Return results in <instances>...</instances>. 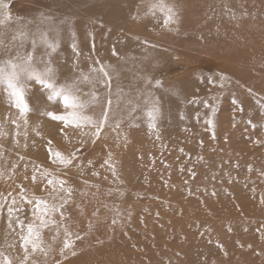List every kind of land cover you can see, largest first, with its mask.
Masks as SVG:
<instances>
[{
	"label": "rangeland",
	"instance_id": "1",
	"mask_svg": "<svg viewBox=\"0 0 264 264\" xmlns=\"http://www.w3.org/2000/svg\"><path fill=\"white\" fill-rule=\"evenodd\" d=\"M4 3L0 19L10 14L11 20L0 25V57L32 52L34 70L51 68L57 86L78 82L74 95L85 105L47 103L39 81L25 74L31 111L18 120L0 84V251L12 264H264V0ZM153 5L159 10L144 13ZM169 5L176 18L166 24ZM208 9L218 14L205 15ZM116 10L115 24L104 21ZM151 18L160 23L153 38L148 30L136 34L139 20ZM92 24L129 41L94 46ZM49 44L57 45L54 51ZM106 51L149 64L171 61L153 73L146 68L150 83L132 101L110 97L109 119L99 131L83 121L49 119L45 112L71 121L70 113L82 111L95 119V92L81 89L74 68L93 62L81 61V54L100 60L111 56ZM148 94L150 103L138 106ZM56 152L71 163L61 164ZM49 179L63 183L49 185ZM35 198L41 203L33 214ZM53 206L59 211H50ZM8 207L20 211L10 218ZM28 224L40 240L26 252L20 245ZM66 239L71 246L61 254Z\"/></svg>",
	"mask_w": 264,
	"mask_h": 264
},
{
	"label": "snow or ice",
	"instance_id": "2",
	"mask_svg": "<svg viewBox=\"0 0 264 264\" xmlns=\"http://www.w3.org/2000/svg\"><path fill=\"white\" fill-rule=\"evenodd\" d=\"M154 7L156 5H153ZM8 5L4 3V0H0V9H7ZM161 10H165L163 6H161ZM175 12H174V6L169 5L166 9V18L165 23H174L175 22ZM5 20H11V15L6 14L4 18L0 19V25L4 24ZM31 23V21H29ZM22 36H26L25 33H21ZM47 42V41H46ZM57 45L49 44V47L52 48L54 51ZM73 52L78 55V50L76 48V45H72ZM5 57L8 56V51L5 49L4 53ZM34 59L33 53H21L20 51H17L16 55L14 57L4 59L3 57H0V84H3L5 86L4 91L5 94L10 101V106L14 107L18 110L21 118H24L30 111V101L28 99V93L26 91L25 85L23 83V76L25 74L29 76H34L42 86L45 93H47L46 96V102L47 103H56L59 102L66 108H72V109H81L83 110L85 105L80 103L79 98L74 95L76 91H78L77 83L74 82L73 84H67V85H60L57 86V83L54 79V74L52 72V69L49 68L43 73H37L32 65V61ZM95 63L101 64L99 68H91L90 69V75H84L82 74L80 82H87L92 85L97 84H104L105 86H108V77L110 75V72L106 69L109 67L108 65H103L101 61H96ZM224 77L221 76V79ZM111 100H107V104H105V98L104 97H97L94 100L95 107H98L100 109V112L95 115V119L92 116L84 115L83 112H76L73 111L69 115L71 116V121L69 120V116L60 115L55 112H45L44 114L48 116L49 119L58 121L64 124H68L70 122H79L83 121L88 124H92L95 126L97 131H99L101 128L104 127L105 122L109 119V111L111 106ZM158 109H153L152 111L148 112V115L152 118V123L149 125V127L155 126V112H157ZM27 123V120L24 121ZM15 123V121H13ZM211 123V121H209ZM118 126V125H117ZM0 135H3V133H0ZM51 142L49 141V144ZM55 157L59 159L61 164L67 165L71 163V158H65L62 157L59 152L55 153ZM35 179V177H33ZM54 183H63V181H53L52 179L48 180V184L52 185ZM33 201L29 200L27 201L28 204H31ZM41 201L38 198H35V205L36 207L32 210L33 214H35L36 210L39 208ZM13 204H15V200H13ZM62 206V205H61ZM0 207H3V205H0ZM14 211L19 212V208H13L8 207V215L11 218ZM50 211H59V208L56 206H53ZM115 223V221H113ZM17 225L21 227L23 230L24 224L23 221H20L17 219L16 221ZM46 222L41 219V226H44ZM11 226V223H10ZM69 235L66 233V236ZM79 239V237H77ZM40 240L38 230L34 228L32 224L27 225V234H21V245L20 247L24 248L27 252V248L29 245L32 246L33 251H35L39 244L38 241ZM71 246L69 240H65L63 244V249H61V254H63V250L67 249ZM75 254V253H73ZM27 260V255L25 256V261ZM0 264H12L11 259L4 255L2 251H0ZM21 264H24V261L21 262Z\"/></svg>",
	"mask_w": 264,
	"mask_h": 264
},
{
	"label": "bare ground",
	"instance_id": "3",
	"mask_svg": "<svg viewBox=\"0 0 264 264\" xmlns=\"http://www.w3.org/2000/svg\"><path fill=\"white\" fill-rule=\"evenodd\" d=\"M48 2V1H47ZM226 2V1H225ZM47 6V5H46ZM130 9V8H129ZM158 11L159 10V7H155V8H153V9H148V10H146L144 13H146V14H154L155 13V11ZM220 12H219V14L221 13V10H219ZM119 12L120 11H115V12H113L112 14H110L109 15V17H106V19L104 20V21H107V22H109V23H116V21H118L119 20ZM225 12V11H224ZM227 13H229V11L227 12ZM218 14V12H216V11H213V10H211V9H208L206 12H205V15H208V16H211V15H217ZM158 24H160L159 23V21L156 19V18H151V19H140L139 20V22H138V24H137V30H135L136 31V34H139V35H141L143 32H146L147 33V30H148V36L150 37V38H153V37H151L152 36V34L154 35V33H153V31L151 30L152 28H153V26H158ZM85 27V26H84ZM88 28H90L89 30H90V33L92 34V36H94L95 37V39H93L92 40V45H94V46H96L97 44L99 45V44H105V43H108L111 39H114V38H117L118 40H119V42H121V45H126L127 43H128V39L127 38H125L124 36H122V35H119L118 33H114L113 31H111V32H109V33H104L103 31H101L95 24H92V25H90V26H87ZM87 27H85V28H87ZM247 27L249 28V29H251L252 28V25L251 24H248L247 25ZM149 30H151V31H149ZM156 35V34H155ZM158 36H160L161 35V33H160V35H159V32H158V34H157ZM156 35V36H157ZM144 37V36H143ZM154 39H156V41L157 42H159V41H163L162 39H160V38H158V37H154ZM207 41H209V40H207V39H205V42H207ZM194 42H197V39H196V41L194 40ZM204 42V43H205ZM135 42H133V44H134ZM160 43V42H159ZM158 43V44H159ZM147 44V43H146ZM152 44V43H151ZM120 45V46H121ZM135 45V44H134ZM133 45V46H134ZM157 46V45H156ZM158 47H159V45H158ZM133 48H135V47H133ZM166 48V47H165ZM112 49V48H111ZM138 50L139 51H141L142 49H141V47H138ZM119 51L120 52H123V47L121 48H119V50H118V52L117 53H119ZM153 51L152 50H147L146 51V56L147 57H149V56H152L153 55V53H152ZM106 53H108V55H110L111 54V56H109V57H106V56H104V57H100V60H97L98 58L97 57H92V59H89L88 60V58H90L89 56L88 57H86V58H84V54H81L80 55V58H81V61H83V60H85V59H87L86 61H93V62H96V61H101L102 63H103V65H108L109 67L106 69L107 71H114L115 69H116V72L114 73V74H116L115 76H109L108 77V86H105L104 84H97V85H92V84H89V83H87V82H81V84H82V88L81 89H83L84 91L85 90H93L94 92H95V97L97 98V97H104L105 98V103L107 104V100H111L112 101V99H114V98H112V99H110V97H115V98H117L118 97V100H121V101H123L124 99H126V97L127 98H129V99H131V101H132V97H133V94H135V93H137V90H139L140 89V87L141 86H147L146 85V83H147V81L149 80V82L148 83H150V78H148V80H147V75L150 73V72H154V70H159V69H161L163 66H165L167 63H169L171 60L170 59H163V60H159V62H157V63H154V64H149V63H146V60L145 59H143V60H136V59H134V56H133V54H125V55H123V56H117V54L115 53V52H108V51H106ZM254 53V52H253ZM120 54V53H119ZM107 55V56H108ZM122 55V54H121ZM246 55V54H245ZM177 58V57H176ZM93 62H88L87 64H81L80 65V67H76L77 65H75V67L76 68H74L76 71H77V73L79 74L80 73V75H78L79 76V78H81V76H82V74H88V75H90V69L91 68H99L100 66H101V64H97V63H93ZM146 68L147 69H149L148 71H150L149 73H147L148 71L146 70ZM117 69L119 70H121V71H117ZM244 69V68H243ZM239 70H240V67H239ZM241 71V70H240ZM246 71H249L248 69L246 70ZM144 72H146V73H144ZM242 72V71H241ZM78 76H76V77H78ZM118 79V81H119V83L121 84V86L120 87H116L117 86V83H116V81H114V79ZM129 78H132V79H134V83H132V84H129V83H125V85H123L124 83V81H126V80H128ZM231 78V77H230ZM142 80V81H141ZM245 82V81H244ZM116 84V85H115ZM186 84H188L187 82H186ZM190 84V83H189ZM113 85H115V87H113ZM103 88V89H102ZM99 89H102V91H99ZM112 92V93H111ZM99 93H101V94H99ZM116 93V95L114 96H112V94H115ZM93 97H94V95H93ZM152 96L150 95V94H148V96H147V98H146V100H142L140 103H137V105L139 106H141V107H144V106H146V105H148L149 103H150V101H148V100H150V98H151ZM165 99H167V98H165ZM51 104H53V105H56L57 104V102L56 103H51ZM51 106V105H50ZM168 106V105H167ZM166 105H161L160 104V106L158 107V109H163V110H166V109H168L169 108V106L167 107ZM140 107V108H141ZM168 112H169V109H168ZM170 112H171V110H170ZM32 116V115H31ZM15 118H17L18 120L19 119H21V116H19L18 117V114H15V116H14ZM33 117V116H32ZM34 119V118H33ZM138 121V120H137ZM1 122V121H0ZM11 123H12V121H10ZM139 122V121H138ZM6 123V122H5ZM187 123V122H186ZM9 125H10V123H8ZM17 124V123H16ZM192 124V123H191ZM7 125V124H6ZM6 125H4V126H6ZM3 126V125H2ZM14 126V125H13ZM195 126V125H194ZM7 127V126H6ZM33 127V126H32ZM1 128H3V127H1ZM23 128V127H22ZM4 129H5V127H4ZM10 129V128H9ZM8 129V130H9ZM25 128H23V131H25L24 130ZM1 130V129H0ZM31 130V129H30ZM48 131H49V129H48ZM1 133H2V131H0ZM16 132H17V130H16ZM23 133V132H22ZM6 134V133H5ZM13 134V133H12ZM17 134V133H16ZM16 134H14V135H16ZM22 135H24V134H22ZM6 136V135H5ZM27 136V135H26ZM2 137H4V136H0V142H1V140H3V139H1ZM15 137V136H14ZM21 137V136H20ZM7 138V137H6ZM6 138H4V139H6ZM16 138V137H15ZM22 138H24V137H22ZM12 139V138H11ZM162 139V138H161ZM15 140V139H14ZM28 140V139H27ZM4 141V140H3ZM2 141V142H3ZM11 141H13V140H11ZM4 143V142H3ZM3 143H0V144H2L3 145ZM4 146V145H3ZM3 148V147H2ZM5 149V148H4ZM5 150H3V152H4ZM12 151V150H11ZM30 151V150H29ZM14 152V151H13ZM13 152H11V153H13ZM5 153V152H4ZM10 154V153H9ZM60 240H61V238H60ZM53 241V240H52ZM18 242V241H17ZM56 254V253H55ZM41 255V254H40ZM26 256V255H25ZM22 259V258H21ZM25 259V258H24ZM42 259V258H41ZM127 260V259H126ZM31 261V260H30ZM29 261V262H30ZM41 263H42V261H40ZM73 263V262H72ZM32 264H34V263H32ZM42 264H44V262L42 263Z\"/></svg>",
	"mask_w": 264,
	"mask_h": 264
}]
</instances>
